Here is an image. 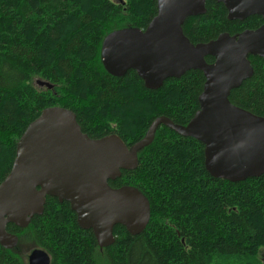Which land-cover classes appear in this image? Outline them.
I'll return each mask as SVG.
<instances>
[{
	"label": "trees",
	"instance_id": "1",
	"mask_svg": "<svg viewBox=\"0 0 264 264\" xmlns=\"http://www.w3.org/2000/svg\"><path fill=\"white\" fill-rule=\"evenodd\" d=\"M155 15L156 0H0V184L20 137L48 108L71 111L83 134L117 136L129 149L158 118L189 123L199 109L201 72L148 89L135 72L115 77L101 62L108 34L144 29ZM262 24L260 17L230 21L221 3L206 0L204 14L187 19L182 31L198 45ZM248 60L252 77L228 99L264 118V59ZM35 78L44 82V91L33 86ZM203 152L198 141L160 125L137 152V167L109 182L113 189L135 188L147 199L150 219L143 232L131 235L116 226L112 245L100 249L67 202L46 197L42 214L16 229L17 248L0 246V264H26L35 249L46 252L50 264H263L264 173L238 183L214 179Z\"/></svg>",
	"mask_w": 264,
	"mask_h": 264
},
{
	"label": "water",
	"instance_id": "2",
	"mask_svg": "<svg viewBox=\"0 0 264 264\" xmlns=\"http://www.w3.org/2000/svg\"><path fill=\"white\" fill-rule=\"evenodd\" d=\"M206 0H156V15L145 31L123 29L108 34L101 46L104 69L119 77L133 71L146 88L158 89L171 78L199 71L204 77L199 109L186 126L156 119L146 136L127 148L117 136L97 140L81 132L76 116L63 108L41 112L20 137L10 173L0 184V246L13 249L18 238L7 224L25 228L41 215L46 197L67 202L77 224L90 230L100 249L114 242L113 229L131 235L144 231L150 219L147 199L135 188L113 189L110 181L137 167V152L164 125L181 137L204 146V167L214 179L238 183L264 173V118L233 106L231 91L253 75L250 56L264 59V23L255 30L193 45L182 26L202 16ZM221 3L230 21L260 17L264 0H213ZM212 58L207 63L206 58ZM28 264H50L46 252L33 250Z\"/></svg>",
	"mask_w": 264,
	"mask_h": 264
},
{
	"label": "flooded vegetation",
	"instance_id": "3",
	"mask_svg": "<svg viewBox=\"0 0 264 264\" xmlns=\"http://www.w3.org/2000/svg\"><path fill=\"white\" fill-rule=\"evenodd\" d=\"M264 23V22H263ZM263 25V24H262ZM145 29L146 28H144V29H139V30H141L142 32H144L145 31ZM171 79H176V78H171ZM179 79V78H178ZM168 80V79H167ZM166 81V80H165ZM164 81V82H165ZM144 83V82H143ZM144 86H145V84H144ZM146 87V86H145ZM86 135V134H85ZM89 139H92V140H97V139H95V138H92V137H90V136H88V135H86ZM128 148V147H127ZM29 225V224H28ZM28 225L25 227V228H19V227H17V226H15L14 224H7L6 226H5V232L8 234V235H11V236H15V237H17L18 238V243H17V245L19 244V242H20V238H21V235L19 236V234H18V232L16 231V229H19V230H24V229H26L27 227H28ZM10 226H13L14 228L12 229V230H10L9 229V227ZM3 248V247H2ZM17 248V246L15 247V248H13V249H9V250H7V249H5V250H7V251H12V250H14V249H16ZM28 257H29V253L27 254V257H26V259H25V261H26V264H28Z\"/></svg>",
	"mask_w": 264,
	"mask_h": 264
},
{
	"label": "rangeland",
	"instance_id": "4",
	"mask_svg": "<svg viewBox=\"0 0 264 264\" xmlns=\"http://www.w3.org/2000/svg\"><path fill=\"white\" fill-rule=\"evenodd\" d=\"M110 1H112L113 3H119L122 0H110ZM32 83H33V86L39 91H44L46 89V86H45V84H44V82L42 80H39V79L35 78ZM259 259L264 264V249L260 250Z\"/></svg>",
	"mask_w": 264,
	"mask_h": 264
}]
</instances>
